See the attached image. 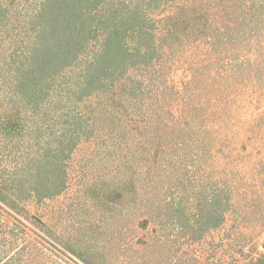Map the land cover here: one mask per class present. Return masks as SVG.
I'll use <instances>...</instances> for the list:
<instances>
[{
  "label": "trees",
  "instance_id": "trees-1",
  "mask_svg": "<svg viewBox=\"0 0 264 264\" xmlns=\"http://www.w3.org/2000/svg\"><path fill=\"white\" fill-rule=\"evenodd\" d=\"M263 97L264 0H0V264H264ZM74 179L65 250L28 208Z\"/></svg>",
  "mask_w": 264,
  "mask_h": 264
},
{
  "label": "rangeland",
  "instance_id": "rangeland-1",
  "mask_svg": "<svg viewBox=\"0 0 264 264\" xmlns=\"http://www.w3.org/2000/svg\"><path fill=\"white\" fill-rule=\"evenodd\" d=\"M164 13H168L167 11ZM171 13V11H170ZM250 92V90L248 91ZM258 105V106H256ZM249 106V105H248ZM254 108L258 109L255 110ZM250 111L255 110L253 112V116L259 117L261 113L264 112V97L261 99L260 103L259 102H254L253 106L248 107ZM264 131V128L262 129ZM92 150V147L90 148H84L79 157H86L88 154L90 155ZM108 173V170H100L101 173ZM81 184L78 183L77 179H74L72 181V186L69 188L67 191H65L64 194H62L60 197H57L53 201H49L47 204V208L37 206V205H30L29 206V211L31 214H33L35 219L39 220L42 224L47 226L48 228V234L52 241L57 243L61 248L67 250V245L71 244L70 240L72 237L78 236L79 241H83L82 235L85 233V227H88V224L90 221L94 223V227L99 229L97 226L102 224V221L100 218H103L102 212L100 208L95 207V204L90 201L89 204L85 205V209H80L79 211H76L74 213L67 212L64 215L59 212L61 209H67L72 203L75 202L76 197L80 194L78 191L81 190ZM82 193V192H81ZM106 200L110 202V199L108 197H105ZM111 203V202H110ZM45 213V214H44ZM39 214H43L44 216H39ZM231 221H228V223L223 227V229H220L218 232V238L220 235L222 236L224 234V229H228L231 226ZM97 225V226H96ZM36 229H40L41 227L39 224H34L33 225ZM158 225H150V229H143L139 227L136 235V239L138 238H144L148 239L149 237H155L157 232L154 231L155 228H157ZM46 229V228H44ZM43 232V231H42ZM178 230H175V234L177 233ZM220 234V235H219ZM98 237V235H96ZM81 237V238H80ZM84 241L85 246L89 245V242L91 241L88 236H84ZM99 238V237H98ZM243 253L246 255H253L257 258H262L264 259V217H259L256 220H252L251 226L249 228H244V236H243ZM100 241L96 243L100 246L101 244V238H99ZM179 242L177 245L180 247L181 246V252H179V256L182 255V249H186L187 245L183 244L184 243V238L178 237ZM177 246V247H178ZM77 247V245L75 246ZM70 255L79 262V264H108L110 262V255H107L106 259L103 258H98L97 260L89 257L84 253L83 251H76L77 253L72 252L71 250H67ZM175 256L173 259L169 260L168 263L166 264H172L176 263L179 264V257ZM186 259L190 260V255H185ZM201 264H208L209 262L207 261V254L205 253L202 258H200ZM187 264H190L188 261ZM196 264V263H194Z\"/></svg>",
  "mask_w": 264,
  "mask_h": 264
}]
</instances>
